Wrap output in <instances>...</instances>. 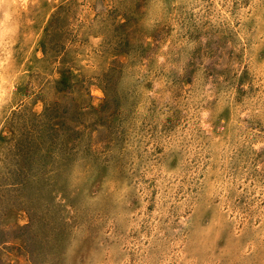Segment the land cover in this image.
<instances>
[{
    "label": "rangeland",
    "instance_id": "374dc122",
    "mask_svg": "<svg viewBox=\"0 0 264 264\" xmlns=\"http://www.w3.org/2000/svg\"><path fill=\"white\" fill-rule=\"evenodd\" d=\"M0 264H264V0H0Z\"/></svg>",
    "mask_w": 264,
    "mask_h": 264
}]
</instances>
